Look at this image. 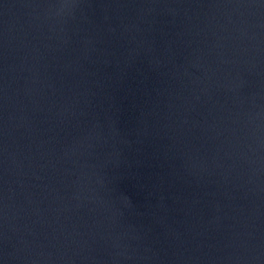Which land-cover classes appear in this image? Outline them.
<instances>
[{"label":"water","instance_id":"water-1","mask_svg":"<svg viewBox=\"0 0 264 264\" xmlns=\"http://www.w3.org/2000/svg\"><path fill=\"white\" fill-rule=\"evenodd\" d=\"M0 264H264V0H0Z\"/></svg>","mask_w":264,"mask_h":264}]
</instances>
